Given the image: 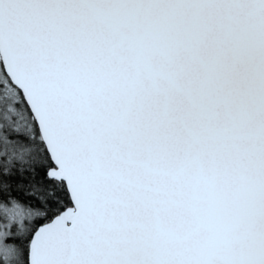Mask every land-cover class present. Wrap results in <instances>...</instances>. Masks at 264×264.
Returning a JSON list of instances; mask_svg holds the SVG:
<instances>
[{"label":"snow or ice","instance_id":"obj_1","mask_svg":"<svg viewBox=\"0 0 264 264\" xmlns=\"http://www.w3.org/2000/svg\"><path fill=\"white\" fill-rule=\"evenodd\" d=\"M0 264H264V0H0Z\"/></svg>","mask_w":264,"mask_h":264}]
</instances>
